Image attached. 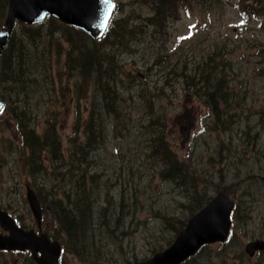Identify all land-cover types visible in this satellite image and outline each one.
Listing matches in <instances>:
<instances>
[{
    "label": "rangeland",
    "instance_id": "1",
    "mask_svg": "<svg viewBox=\"0 0 264 264\" xmlns=\"http://www.w3.org/2000/svg\"><path fill=\"white\" fill-rule=\"evenodd\" d=\"M117 1L120 6L116 15L123 18L130 13L133 22L141 16L149 17L153 11L150 6L155 2ZM262 10L254 0L180 2L173 4L172 11L164 15L163 24L154 36H151L152 29L148 33H144L146 30H135L128 35L126 42L131 44L135 54L125 52L126 60L118 59L117 63L119 69L121 66L130 68L132 65L140 73L138 78L134 73L130 74V79L126 81L118 76L123 87L118 91L121 93V100L134 103L136 108L133 110L126 107L130 111V115L126 117L120 115V111L115 113L114 132L108 134L105 130L100 139L101 145L106 148L97 152L94 164L98 165V170L93 169V172L98 173L99 177L96 183H89L88 187L91 189L94 186L95 190L98 187L105 188L107 192L103 194V201L97 203L94 200V204L86 205L92 207L89 214L93 226L89 228L87 235L97 242V246H83L76 236L72 240L67 237L66 245L73 252L64 254L66 264H129L130 261L144 258L154 250L166 246L200 205L202 198L214 194L221 187L227 188L236 199L231 236L227 244L214 243L203 248L196 261L191 260L188 264H255L264 261L261 259L263 255L254 258L243 255L246 242L264 234ZM154 12L155 10L152 14ZM127 27L125 20H122L111 29L110 36L113 38L108 43L110 51L114 50L111 52L113 57L124 53L117 36L130 33ZM108 37L109 35L104 41ZM124 40L121 42L124 43ZM61 42L64 46L67 45L63 40ZM118 52L120 54L117 55ZM131 56L134 57L133 61H130ZM211 56L213 62H205L204 59ZM199 67H202V77L221 80L219 74H222V78H225L224 88H227V93L223 97L227 99L226 103L218 101L209 106V97L204 92L199 88L192 90L189 87L192 76L185 71L194 72ZM121 74L123 76L124 73ZM89 79L90 81L85 82L86 86L94 83ZM101 87L95 89V94L99 99L103 97L105 100L106 91L103 87L101 91ZM79 88L82 87H78L76 92ZM61 90L72 100L69 96V81L62 85ZM44 93L43 89L41 96ZM212 95L216 94L212 92ZM84 98L86 104L90 105V95ZM137 103H145L152 115L155 112L165 115L167 122L164 136L169 137V142L188 162L191 172L186 173V178L196 185V191H199L196 196L191 187L186 185L185 178L172 179L162 174V165L157 174L151 173V165L157 156L151 150V142L147 138L155 125H146L145 119H136L139 113ZM82 106L83 101L79 103V107ZM75 107L73 104V109L66 111L68 122L59 125L64 139L70 134ZM35 113L34 111L32 114ZM7 115H10L9 111L0 119V124L5 119L6 124L11 126L6 119ZM93 115L92 126L97 115L101 116L97 111ZM217 117L219 121L215 122ZM36 120L37 128L41 130L46 121L42 118ZM137 122L143 125L138 134L134 132ZM126 125L130 127V131L123 129ZM91 128L89 126L86 129L87 134L90 137L96 136V131L92 135ZM12 135L15 132L7 126L0 131V203L26 218L25 214L28 215L29 210L31 211L26 199V186L35 183L45 207L54 206L56 202H50L49 195L58 196L62 190L60 188L72 185L69 178L71 172L59 171L62 168L56 170L58 165L48 168L40 164L33 171L36 178L27 174V154L22 152L21 145L17 142L9 141V136ZM132 142L135 145L138 142L137 148L148 156L152 151L151 160L140 157L136 165V149ZM44 157H47L45 153ZM122 157L131 160V163L125 162V168L137 169L136 176L116 177L117 170L122 167ZM60 161L59 159L57 162ZM40 178H44L47 188L38 185ZM12 182L14 187L9 185ZM75 196L74 193L73 197ZM119 198L126 206L117 214L113 205ZM63 204H67V199L63 200ZM55 211L52 210L53 213ZM84 212L85 210L81 213ZM21 255L17 253L12 257L0 254V264H16Z\"/></svg>",
    "mask_w": 264,
    "mask_h": 264
},
{
    "label": "trees",
    "instance_id": "2",
    "mask_svg": "<svg viewBox=\"0 0 264 264\" xmlns=\"http://www.w3.org/2000/svg\"><path fill=\"white\" fill-rule=\"evenodd\" d=\"M192 1L155 0L154 5L150 6L153 7V11L155 10V12L152 14V11L149 17L145 18V16H141L140 19L133 22L130 13H128L123 19H119L125 20L126 25H128L127 30L130 32L118 34L117 36L118 43L122 45L124 53L131 51L130 55L135 54V50L131 49V44L126 42L128 35L132 34L135 30L143 32L146 30L144 33H148L152 29V33L156 32L153 29L163 24L164 20L162 18L167 12L172 11L173 4H180V2L191 3ZM254 1L260 4L263 8L262 14H264V0ZM5 3L6 0H0V16L3 15ZM21 28L24 31L15 32L12 35L8 46L0 58V95L6 99V105L8 104L7 109L14 116L12 121H14L16 128L19 130L22 152H26L27 154L25 155L28 165H31L29 167L38 166L42 163L41 158H43L42 154L45 150L57 152L61 151L62 147L61 138L54 123L47 124L44 128V133L41 135L37 132L35 125L31 123L30 117L34 111L36 112L35 102L52 92L51 83H55L56 80V77L53 75V60L56 55L61 56V53L65 52L64 63L67 65V72L70 76L78 73L81 85H85V82L90 81L89 78H91L96 88L102 86L106 91L104 95L105 101H103V97L100 99L98 97L99 106H97V109L98 114L101 116L97 115L96 120H94V126H92L94 112H92L93 114L88 119L87 126L92 127V135L96 131V136H92L90 139L89 136L85 135L86 130L81 131L78 128H76V140L74 136H68L70 153L77 154L75 155V162L71 165L70 174L71 187L76 183V196L73 197L68 192L58 201V215L64 229L76 236V239L83 246H85L84 244L97 246V242L95 243V241L89 239L87 235L89 228L93 226L89 214V210H92V207L86 205L94 204L93 196L95 192L104 193L107 189L98 187L95 190L94 186L90 189L88 184L98 181L99 174L93 172V169L98 170V165L94 166L97 161V152L103 151V147L105 148V146L101 145L100 139L105 134V130L108 134L110 130L112 132L111 125L115 113L120 111V115L126 117L130 115V111H127L126 107H130L133 110L136 108L134 103H125L121 100V93L118 91L119 88L121 90L123 88L121 86L122 82L119 83V77L122 80L121 72L129 73L130 70L119 69L117 61L123 53L120 56L113 57L111 55V52L114 50L110 51V44L108 42L113 38L110 35L105 41H92L83 30L62 24L54 17H50L46 22L38 25L23 24ZM56 31L60 34L57 38L55 37ZM60 36L66 41V46L60 41ZM120 39H125L124 43ZM53 53L56 55L53 56ZM204 60L207 63H212L214 59L211 56L206 57ZM202 67H204V64H202ZM202 67H199L200 70L197 68L194 72L185 71V73L191 74V81H199L195 83L196 86L205 90L207 96H213L214 105L218 101L226 103L227 99L223 97V94L227 93V88H224L225 78H222V74H219L221 80L210 79L209 76L207 78L202 77ZM58 69V75L62 81L66 72L61 68ZM49 70H51L50 73L48 72ZM47 74H49L48 77ZM39 76L46 78L41 81ZM43 89L45 93L41 96ZM210 89H212L211 92ZM228 90L229 94L230 89L228 88ZM212 92L218 96L212 95ZM99 107H101V110H99ZM151 120L150 124L155 125V128L150 129L151 136L149 140L151 142V150L157 156V160L171 164L168 168L169 176L172 175L174 179H182L184 172L179 170L177 160L169 149L166 137L164 136L166 121L161 117L159 119L151 118ZM123 129L126 132L130 131L128 125L124 126ZM170 153L173 155L172 158L169 156ZM79 157L81 163L78 165L77 160ZM91 178H93L92 181ZM41 180L45 182L44 178H41ZM186 185L191 187V190L195 194L194 196H196V185L191 180H188ZM63 199H67L66 205L63 204ZM113 206L118 214L119 210H124L126 204L119 198V201H116ZM83 210L85 212L82 214Z\"/></svg>",
    "mask_w": 264,
    "mask_h": 264
},
{
    "label": "water",
    "instance_id": "3",
    "mask_svg": "<svg viewBox=\"0 0 264 264\" xmlns=\"http://www.w3.org/2000/svg\"><path fill=\"white\" fill-rule=\"evenodd\" d=\"M109 2L114 4L111 0H10L6 26L0 28V53L16 17L32 23L42 20L47 13H51L65 22L84 28L92 36L97 37L104 30L99 27V24ZM29 199L33 210L39 213V203L33 192L29 193ZM233 205L234 200L229 193L220 190L211 201L190 218L187 226L180 231L168 248L133 264H179L189 255L194 254L204 242L224 240L228 234L229 216ZM0 219L12 232L11 236H0V247L29 246L36 251V240L32 232H23L15 227L1 209ZM254 247H264V240H257L249 245L251 251Z\"/></svg>",
    "mask_w": 264,
    "mask_h": 264
},
{
    "label": "flooded vegetation",
    "instance_id": "4",
    "mask_svg": "<svg viewBox=\"0 0 264 264\" xmlns=\"http://www.w3.org/2000/svg\"><path fill=\"white\" fill-rule=\"evenodd\" d=\"M24 221V222H23ZM22 221V225L26 226V227H37L38 229L42 230V231H48V229H45L44 228V225L43 223L41 222H34L32 219H28V220H23ZM52 238H56L54 237V235L52 234ZM15 253H19V254H22L20 257L21 259L19 261H16V264H42V263H39L37 262L34 257L32 256V254L30 253L29 250H0V254H3V255H6V254H9L10 256L13 257V255ZM63 258L61 259L60 258V264H63ZM20 262V263H19Z\"/></svg>",
    "mask_w": 264,
    "mask_h": 264
},
{
    "label": "snow or ice",
    "instance_id": "5",
    "mask_svg": "<svg viewBox=\"0 0 264 264\" xmlns=\"http://www.w3.org/2000/svg\"><path fill=\"white\" fill-rule=\"evenodd\" d=\"M113 7H114V4H111L109 2V6H108L106 12L104 13V15H103V17H102V19L100 21V24H99V27L101 29H104V30L107 29L108 24H109V20H110L111 10H112ZM0 110H2V107H0Z\"/></svg>",
    "mask_w": 264,
    "mask_h": 264
},
{
    "label": "bare ground",
    "instance_id": "6",
    "mask_svg": "<svg viewBox=\"0 0 264 264\" xmlns=\"http://www.w3.org/2000/svg\"><path fill=\"white\" fill-rule=\"evenodd\" d=\"M120 110V109H119ZM121 110H123V109H121Z\"/></svg>",
    "mask_w": 264,
    "mask_h": 264
}]
</instances>
